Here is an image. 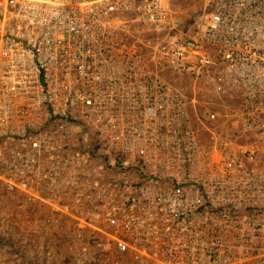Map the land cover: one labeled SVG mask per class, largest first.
Masks as SVG:
<instances>
[{
    "label": "built area",
    "instance_id": "2783aa9c",
    "mask_svg": "<svg viewBox=\"0 0 264 264\" xmlns=\"http://www.w3.org/2000/svg\"><path fill=\"white\" fill-rule=\"evenodd\" d=\"M180 1L0 0V208L86 263L264 264V0Z\"/></svg>",
    "mask_w": 264,
    "mask_h": 264
},
{
    "label": "rangeland",
    "instance_id": "374dc122",
    "mask_svg": "<svg viewBox=\"0 0 264 264\" xmlns=\"http://www.w3.org/2000/svg\"><path fill=\"white\" fill-rule=\"evenodd\" d=\"M193 4L201 6L202 2L181 0L176 8L179 10L183 8L182 12L186 15L193 10ZM165 74L189 98L196 93L197 101L192 105L194 115L196 112L202 113L205 108L204 102L209 105L210 101L214 100L205 79L194 84L193 80L185 75L168 71H165ZM196 122L198 123L197 119ZM0 264L93 263H86L81 259L74 234L52 230L40 216L28 218L22 214L17 215L9 204L7 208H0Z\"/></svg>",
    "mask_w": 264,
    "mask_h": 264
}]
</instances>
